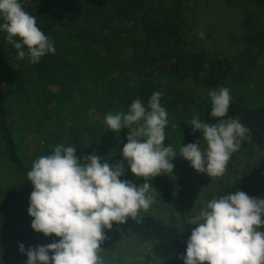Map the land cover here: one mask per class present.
Instances as JSON below:
<instances>
[{
  "label": "trees",
  "instance_id": "obj_1",
  "mask_svg": "<svg viewBox=\"0 0 264 264\" xmlns=\"http://www.w3.org/2000/svg\"><path fill=\"white\" fill-rule=\"evenodd\" d=\"M188 1L0 0V50L7 42L19 67L11 69L6 58L0 68V264H47L44 251L52 254V245L75 246L72 220L52 196L59 179L91 196L108 180L137 172L155 202L168 207L185 190L176 168L177 140L187 131L197 136L232 126L264 156V29L255 28L264 0H244L259 12L242 23L249 31L242 69L186 48ZM12 9L17 21L7 40ZM164 79L194 90L182 92ZM51 104L57 110L49 112ZM153 106L169 117L161 132ZM230 127L215 136L218 144ZM20 132L39 140L31 152L17 140ZM220 198L230 241L248 264H264L258 223L248 211L251 202L264 203V178L243 173ZM117 226L149 243L160 264H209L183 242L182 231L198 230L193 224L181 230L136 215Z\"/></svg>",
  "mask_w": 264,
  "mask_h": 264
},
{
  "label": "rangeland",
  "instance_id": "obj_2",
  "mask_svg": "<svg viewBox=\"0 0 264 264\" xmlns=\"http://www.w3.org/2000/svg\"><path fill=\"white\" fill-rule=\"evenodd\" d=\"M14 11L11 10L13 13L9 20L7 40L13 34L14 20L17 21L18 12ZM258 12L256 6L244 0L188 1L182 6L186 48L191 52L216 53L242 69L245 62L244 38L249 35L242 23L247 14L257 15ZM255 28L264 29V13ZM2 44L0 68L7 58L10 68L18 71L19 67L10 61L9 44ZM163 84L173 85L174 89L182 92L194 90L191 83L182 86L164 79ZM4 86L3 91L10 92L8 83ZM57 108L54 104L46 106L49 112ZM153 113L152 119L159 124L158 130L161 132L169 117L154 106ZM15 118L11 121L16 128L18 124ZM99 126L107 128L109 124L102 121ZM229 127L218 126L212 133L201 132L197 136L189 130L177 140L179 157L176 169L182 177L185 190L168 207L155 202L148 180L138 176L137 172L128 173L123 180H108L97 192L91 196L85 194L84 197L79 189L59 179L52 196L61 213L72 220L75 246L69 248L67 241L65 244L60 241L59 246L52 245V254L44 251L42 263L160 264L152 256L149 243L123 235L117 226L122 217L149 215L180 229L183 224L197 226L198 230L191 235H185L182 231V239L186 245L197 248L209 264H248L224 229L220 193L243 173H258L264 178V156L232 126L223 144H218L219 139L215 136ZM16 136L18 141L19 136L23 138V145L28 152L38 145L39 140L34 134L20 132ZM97 156L94 154L93 158ZM125 161L128 162V157ZM133 170L132 167L130 171ZM119 173H123L120 168ZM248 211L258 223L256 238L264 255V203L251 202ZM70 230L72 225L70 228L63 226L62 233L67 234Z\"/></svg>",
  "mask_w": 264,
  "mask_h": 264
}]
</instances>
